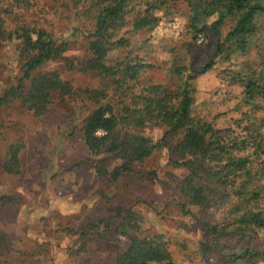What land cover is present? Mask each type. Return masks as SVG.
I'll list each match as a JSON object with an SVG mask.
<instances>
[{"label": "rangeland", "instance_id": "rangeland-1", "mask_svg": "<svg viewBox=\"0 0 264 264\" xmlns=\"http://www.w3.org/2000/svg\"><path fill=\"white\" fill-rule=\"evenodd\" d=\"M130 5L140 9L139 3ZM15 10L27 23L46 29L58 47L54 57L33 71V78L57 71L73 91L51 90L52 103L41 116L16 97L0 103V231L7 236L0 244V264H115L116 255L130 246L128 237L115 230L120 222L116 213L122 207L134 208V223L145 234L162 233L174 241L202 236L203 220L212 221L218 210L189 208L199 220L182 212L176 201L182 200L178 186L182 172L175 167L179 155L173 151L177 141L164 139L163 127H146L142 131L158 143L157 151L111 183L102 173L121 158L104 151L94 154L85 143L83 121L96 103L84 91L104 90L106 97L100 103L110 104L122 117L126 112L123 107L137 100L141 88L151 83L174 87L176 68L190 64L199 69L193 78V115L225 126L255 109L247 100L245 87L251 80H264V13L254 17L250 30L229 37L218 54L220 37L234 29L238 14L225 19L219 35L208 26L205 36L202 34L204 41L199 42L189 27L187 0H168L165 9L153 10L160 17L157 23L138 31L132 28L136 10L126 13L124 24L115 27L111 35L113 40L128 39L129 45L113 48L104 63L119 68L130 52L151 65L138 80L125 86L132 87L127 90L119 88L113 74L117 69L104 75L98 69L86 68L93 55L90 33L95 30L97 11L92 0H30ZM216 18L210 17L209 23ZM19 45L18 40H0V98L23 77ZM212 57L213 67L202 71ZM24 83L23 87L29 88L31 79ZM253 100L261 103L256 115L264 117V97L257 94ZM131 125L124 121L122 126L129 130ZM18 140L25 143L21 172L7 174L2 168L4 157ZM106 224L113 226L105 229ZM244 234L228 235L223 253L213 255L211 250L213 258L206 264L234 257L243 248L255 254L245 255L247 264H264V230ZM85 240L89 252L80 254ZM173 245L178 259L188 252ZM196 260V264H205L199 263L197 255ZM231 264L243 263L231 260Z\"/></svg>", "mask_w": 264, "mask_h": 264}, {"label": "trees", "instance_id": "trees-1", "mask_svg": "<svg viewBox=\"0 0 264 264\" xmlns=\"http://www.w3.org/2000/svg\"><path fill=\"white\" fill-rule=\"evenodd\" d=\"M2 1L0 40L19 41L24 74L18 84L5 91L0 103L16 97L35 115H44L52 103L51 90L63 93L73 91L69 83L61 80L57 71L36 78L32 76L33 71L55 56L58 50L56 41L46 29L27 23L24 16L15 10L27 5L30 0H10L7 5ZM131 2H135V5L139 3L140 9L130 5ZM187 3L190 6L189 27L195 33V38L199 34L205 36L204 31L208 26H212L219 35L225 19L238 14L234 29L225 38L220 37L217 54L222 52L223 44L229 37L250 30L254 17L264 13V0H187ZM167 4L168 0H92L97 11L94 15L95 30L90 33L93 55L86 61V68L98 69L104 75H109L111 69L115 68L117 72L113 74L119 88L132 89L131 86H125L136 81L140 73L151 65L128 52L117 66L119 68L107 67L104 63L107 54L118 45H129V40L123 37L113 40L111 33L115 27L124 24L126 13L135 10L132 24L134 31L155 25L160 17L153 14V10H163ZM8 15L12 17H6ZM213 15H217V18L209 23ZM9 22L14 24L13 27ZM214 62L215 57H212L200 69L207 71L213 67ZM198 70L192 69L190 64L176 68L174 87L151 83L141 88L136 95L137 100L123 107L126 112L122 117L114 112L110 104L100 103L106 97L104 90L84 91L96 103L83 121L85 143L94 154L104 151L121 158L120 163H116L110 171L105 174L101 172L102 176H107L111 183L116 182L124 173L131 172L136 162L153 156L159 145L142 130L148 126L163 127V138L177 141L173 151L179 155L175 167L182 172L178 183L182 200L176 201L182 212L199 220V215L188 206L218 210L212 221L203 220L202 236L174 241L162 233H143L140 225L134 223V208H120L116 213L120 222L115 230L128 237L130 246L116 255L115 264H196V255L199 263L206 264L212 260L213 255L223 253L228 235H245V231L264 230V117L256 115L261 103L255 104L253 100L257 94L264 97V80H251L245 87L247 100L255 109L240 119L220 126L214 120L193 115V93L196 90L193 78ZM27 79H31L29 88L23 87ZM124 121L131 122V129L124 130ZM100 130L105 131V134L99 135ZM24 146L25 143L18 140L7 148L2 164L3 172L15 175L21 172L20 155ZM110 227L111 224L105 225V229ZM135 229V234L130 233V230ZM6 239V234L0 231V244ZM84 243L81 247L84 252L80 254L89 252L87 240ZM173 243L188 250L187 253H181V259L175 256ZM249 249L243 248L234 257L214 264H231V260L247 264L248 258L245 259V255H255ZM211 250L214 251L213 255H209Z\"/></svg>", "mask_w": 264, "mask_h": 264}, {"label": "built area", "instance_id": "built-area-1", "mask_svg": "<svg viewBox=\"0 0 264 264\" xmlns=\"http://www.w3.org/2000/svg\"><path fill=\"white\" fill-rule=\"evenodd\" d=\"M198 41H199V42H203V41H204V37H203L202 34H199V35H198ZM98 134H99V135H103V134H105V131H101V130H100V131H98Z\"/></svg>", "mask_w": 264, "mask_h": 264}, {"label": "crops", "instance_id": "crops-1", "mask_svg": "<svg viewBox=\"0 0 264 264\" xmlns=\"http://www.w3.org/2000/svg\"><path fill=\"white\" fill-rule=\"evenodd\" d=\"M188 207H189V208H193V207H195V208H198V210L201 209L200 207H196V206H188ZM193 210H194V209H193ZM194 212H195V211H194ZM112 226H113V225L111 224V227H112ZM111 227H110V228H111ZM115 229H116V227H115Z\"/></svg>", "mask_w": 264, "mask_h": 264}]
</instances>
